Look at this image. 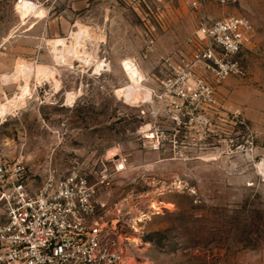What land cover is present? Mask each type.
Masks as SVG:
<instances>
[{
  "label": "rangeland",
  "instance_id": "1",
  "mask_svg": "<svg viewBox=\"0 0 264 264\" xmlns=\"http://www.w3.org/2000/svg\"><path fill=\"white\" fill-rule=\"evenodd\" d=\"M28 1L37 7L23 19L18 0H0V161L23 159L37 190L54 168L77 162L94 182L127 158L102 197L128 247L124 264H264V0L207 6L211 21L250 20L236 58L244 74L199 70L214 101L180 127L154 99L129 103L115 91L129 82L125 61L151 93L167 59H190L201 15L186 2ZM83 28L95 35L92 57L59 60V41L69 50Z\"/></svg>",
  "mask_w": 264,
  "mask_h": 264
},
{
  "label": "built area",
  "instance_id": "2",
  "mask_svg": "<svg viewBox=\"0 0 264 264\" xmlns=\"http://www.w3.org/2000/svg\"><path fill=\"white\" fill-rule=\"evenodd\" d=\"M183 1L201 15L196 34L187 42L192 55L180 63L167 59L166 72L150 93L176 127L193 123L214 101L199 70L212 72L218 80L244 74L236 58L253 31L247 17L211 21L206 15L209 4L224 7L235 0ZM112 163V171L106 169L94 182L77 162L66 170L54 168L33 190L23 159L0 161V264H124L128 247L105 219L108 205L102 197L128 170V159L116 156Z\"/></svg>",
  "mask_w": 264,
  "mask_h": 264
},
{
  "label": "bare ground",
  "instance_id": "3",
  "mask_svg": "<svg viewBox=\"0 0 264 264\" xmlns=\"http://www.w3.org/2000/svg\"><path fill=\"white\" fill-rule=\"evenodd\" d=\"M22 7H23L22 18L25 19L27 16L32 14V12L35 10V8L37 6L35 4H33L32 2L24 1L23 4H22ZM82 27H79V28H82ZM84 28H86V27H84ZM84 28L83 29H79L80 30L79 32L73 34V38H74L73 41L75 43L73 42L74 44H72V46L70 45L71 47H70L69 50H68V48H66V44H65V40L64 39L59 41L58 45L65 47L64 48V52L60 53L61 56L59 54V56H60V57H58L59 60H64V61L65 60H71V58L75 57L77 59H82L83 61L85 60L86 62H88V60L92 57L90 55V53H89L90 50L86 49L85 43H86V39H91L92 40V39L95 38V35H94V33L92 31H90L88 29H84ZM60 48H62V47H60ZM124 66H125V69H126V72H127L126 75L129 77V82L125 86H123L121 88H118L115 91V93L122 100H125L126 102H129V103L130 102H133V103L139 102L141 99H145V100L149 99V98L151 99L150 91L143 86L144 78H143V75H142L141 70L138 67V65L134 61L128 60V61L124 62ZM28 67L27 66L19 67L17 69V73L18 74L19 73L26 74L27 76H29L30 72H31L30 71L31 69H29ZM39 68H38V70L42 71L43 68L42 69H39ZM44 70L47 71L49 69H47V67H46V68H44ZM51 72H54V71L52 70ZM22 74H21V76H23ZM53 74L54 73H52V75ZM14 77H15V75L13 76V78ZM13 78L11 77V79H13ZM7 79H9V78H7ZM8 81L9 80H7V82ZM6 109H7V105H2L1 108H0V112H2V113L6 112ZM113 156H116V155L113 154Z\"/></svg>",
  "mask_w": 264,
  "mask_h": 264
},
{
  "label": "crops",
  "instance_id": "4",
  "mask_svg": "<svg viewBox=\"0 0 264 264\" xmlns=\"http://www.w3.org/2000/svg\"><path fill=\"white\" fill-rule=\"evenodd\" d=\"M23 1H28V0H21V2H20L18 5H17V7L20 9V11H21V9H22V7H21V6H22V4H21V3H22ZM17 15H18V16L21 18V16H20V13H19L18 9H17ZM26 18H27V17H26ZM21 19H22V18H21Z\"/></svg>",
  "mask_w": 264,
  "mask_h": 264
}]
</instances>
